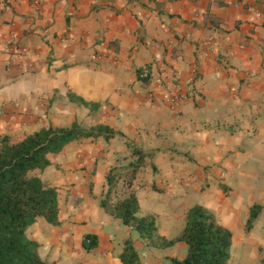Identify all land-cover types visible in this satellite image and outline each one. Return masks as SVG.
I'll use <instances>...</instances> for the list:
<instances>
[{
  "label": "crops",
  "instance_id": "crops-1",
  "mask_svg": "<svg viewBox=\"0 0 264 264\" xmlns=\"http://www.w3.org/2000/svg\"><path fill=\"white\" fill-rule=\"evenodd\" d=\"M74 123L114 135L30 173L57 192L59 224L26 231L47 264H122L126 239L143 264L184 257L183 242L148 247L101 208L114 168L112 202L134 194L162 237L200 205L231 232V264H264V0H0V137Z\"/></svg>",
  "mask_w": 264,
  "mask_h": 264
},
{
  "label": "trees",
  "instance_id": "trees-1",
  "mask_svg": "<svg viewBox=\"0 0 264 264\" xmlns=\"http://www.w3.org/2000/svg\"><path fill=\"white\" fill-rule=\"evenodd\" d=\"M140 74L139 79L146 82L148 78ZM113 135L106 126L86 130L74 123L66 129H41L17 143H11L6 136L0 137V264H47L39 256V246L27 238L26 231L37 218H44L53 226L59 224L57 192L30 173L48 167L46 155L59 152L71 141L101 136L109 139ZM133 154L135 160L128 168L130 180L144 159L140 150L133 149ZM116 175L114 168L106 178L108 188L100 199L101 208L134 230L149 247L164 249L183 242L186 245L184 257L169 258V264H231L232 234L209 210L200 205L189 208L183 228L168 240L159 234L153 215L138 216L139 206L134 194L112 202ZM258 211L259 207L252 208L247 230ZM97 245L95 235L84 236L85 251H92ZM119 260L122 264H143L131 239L123 242Z\"/></svg>",
  "mask_w": 264,
  "mask_h": 264
},
{
  "label": "rangeland",
  "instance_id": "rangeland-1",
  "mask_svg": "<svg viewBox=\"0 0 264 264\" xmlns=\"http://www.w3.org/2000/svg\"><path fill=\"white\" fill-rule=\"evenodd\" d=\"M138 251L141 253L142 250L139 249ZM143 251H144V249H143ZM141 256H142V260L144 261V264H160V263L161 264H169V258L168 257H165L162 261H158L157 258L154 259V258H152V256L150 254L148 255V252L141 254ZM177 256L179 258L182 256L180 251L178 252Z\"/></svg>",
  "mask_w": 264,
  "mask_h": 264
},
{
  "label": "built area",
  "instance_id": "built-area-1",
  "mask_svg": "<svg viewBox=\"0 0 264 264\" xmlns=\"http://www.w3.org/2000/svg\"><path fill=\"white\" fill-rule=\"evenodd\" d=\"M148 76V71L147 70H144L141 74H140V77H147Z\"/></svg>",
  "mask_w": 264,
  "mask_h": 264
}]
</instances>
